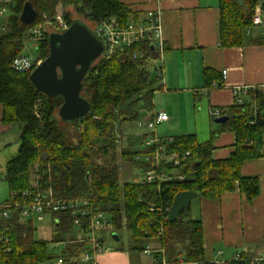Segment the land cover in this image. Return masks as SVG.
<instances>
[{
  "label": "trees",
  "instance_id": "1",
  "mask_svg": "<svg viewBox=\"0 0 264 264\" xmlns=\"http://www.w3.org/2000/svg\"><path fill=\"white\" fill-rule=\"evenodd\" d=\"M26 2L32 4L37 16L32 25L25 27L19 22V15ZM218 5L220 45L237 48L244 43V31L251 26L250 17L257 1L218 0ZM5 6L9 15L0 23L1 122L18 127L17 152L4 168V181L10 193L7 202L12 194L19 196L29 191L36 180L39 190L50 189L56 199L88 200L95 211L109 215L113 234L126 229L135 242L144 239L154 251L162 250L168 263L213 264L204 258L202 225L191 217V204L173 223L167 221L168 210L179 192H195L197 198L210 201L234 191L249 203L257 198L259 177L240 173L246 163L264 158L259 145L264 139V122L248 123L252 117L251 104H234L221 110L224 117H229L220 125L221 131L234 135V150L228 158L212 159L214 133L203 143H198L194 134L175 136L170 138L166 150L190 152L187 162L178 169L185 180L120 185L117 157L130 169L144 172L150 167L137 156L152 151L136 149L139 138L119 128L136 122L152 109V96L160 87L154 88L149 79L148 62L131 57L132 51L141 49L152 56L151 49L135 46L129 55L99 58L82 82L81 96L89 103L90 113L72 124L58 117L60 97L50 98L36 92L28 79L30 73L16 72L11 64L22 54L28 30L40 22L54 23L59 10L68 27L81 20L91 30L102 21L114 20L118 27L124 28L142 18L118 0H15ZM70 12L81 19L71 20ZM49 34L44 33L37 46L38 56L43 60L48 56ZM203 76L206 86L218 78L208 71ZM254 100L264 112V94L255 91ZM124 136L127 146L117 150ZM250 141L257 143L250 145ZM74 218L72 212L52 214L49 240L35 238L36 226L32 222L21 224L15 218L0 222V264L50 261L54 258L48 249L52 243H65L59 256L62 264H77L83 245L70 244L75 239ZM158 255L154 253L146 264H154Z\"/></svg>",
  "mask_w": 264,
  "mask_h": 264
},
{
  "label": "crops",
  "instance_id": "2",
  "mask_svg": "<svg viewBox=\"0 0 264 264\" xmlns=\"http://www.w3.org/2000/svg\"><path fill=\"white\" fill-rule=\"evenodd\" d=\"M118 1L140 18H144L148 11H158L161 15L165 53L163 84L158 83L160 89L157 92L165 95L167 104L165 109L159 111L153 107L148 114L149 119L153 114L164 113L168 117L166 122L160 123L164 124L170 120V115L175 120L170 125L173 130V127H179L178 109L192 108L197 104L198 107H207L209 115L212 109L225 111L234 105L235 91L240 96L242 90H249L243 97V102L249 104H253V88L264 94L263 31L250 26L244 31L245 39L241 46L221 47L218 0ZM256 1V6L263 4ZM204 71L218 76L217 80L210 81V86L205 85ZM15 131L12 126L1 122L0 107V152L8 145L9 135ZM194 135L198 143H203L210 139L211 133L201 141L196 133ZM175 136L180 135L160 139ZM233 144L234 135L231 132L215 134L212 159L228 158L234 150ZM240 173L245 177H259L260 192L252 203L243 200L238 191L223 194L216 201L202 197L198 201L197 217L194 219L201 221L204 258L213 264H227L236 253L243 258L264 253V158L246 163ZM112 235V232L101 234L103 245L109 250L98 258V263L127 264L129 252L123 253L106 244V239L119 241L118 234H115V238ZM237 246L244 249L238 251Z\"/></svg>",
  "mask_w": 264,
  "mask_h": 264
},
{
  "label": "built area",
  "instance_id": "3",
  "mask_svg": "<svg viewBox=\"0 0 264 264\" xmlns=\"http://www.w3.org/2000/svg\"><path fill=\"white\" fill-rule=\"evenodd\" d=\"M13 1L15 0H0V23L3 22L8 12L5 5ZM262 3V5H258L254 8L250 18L251 27L260 28L261 31H263L262 37L264 38V0H262ZM53 26V31L57 33H62L68 28L61 15L55 17ZM92 31L101 38L104 44V51L100 58L109 59L118 55H129L131 49L135 46H148L151 49L152 56H147L146 50L141 49L139 51H132L131 57L133 60L145 59L148 62L147 64H153L156 78L159 80V85L161 83L163 84L165 42L162 35L160 12L148 11L141 21L138 23L131 22L124 28L118 27L114 20L102 21L94 25ZM44 33L45 31L42 30L39 25H33L28 30V39L34 41L37 48L38 43L44 38ZM41 62L39 56L37 59L32 60L21 54L13 60L11 68L19 73H31ZM224 74L225 71L222 73L223 78L225 76ZM248 91L247 89L242 90V96H239L238 91L234 92L235 98L233 103L235 106L245 103V101L243 102V97L249 93ZM255 91H257V88L252 89V117L248 122L250 125H254L257 121L264 122V112L260 110L262 106H259L254 100ZM209 115L210 118L214 119L223 117L222 111L217 108L212 109ZM167 120L168 117L166 114L157 113L153 114L144 125L147 133L143 134V150L152 152L144 154L142 157L137 156L138 160H143L144 163L150 166L149 169L143 172L142 178L137 182L160 184L162 182L174 180L182 181L186 178L184 175L178 173V169L187 162L190 152L167 151L166 146L171 143V139H160L154 133L155 127ZM139 126L142 125L139 123ZM256 143L257 141L249 142L250 145H255ZM259 145L261 146V151L264 152V139ZM11 197L12 199L10 202L0 206V222L15 218L17 222L21 224L32 222L36 226L37 223L44 221L46 217H48L51 222V215L54 213L72 212L74 214L75 218L72 226L75 232V239L72 240L70 244L83 245V249L76 259L77 264H97L98 258L109 249L103 245L101 234L111 232L110 217L104 212L95 211L88 200L56 199L53 197L50 189L39 190L36 180L32 181L29 191H24L19 194V196H17V194H12ZM64 247L65 243L50 244L48 249L51 256L54 258L42 264H62V258L59 256ZM154 253L159 254L154 264H173L164 260L165 257L162 250L154 251L148 246L143 250V254L150 257ZM227 264H264V253L255 257L246 258L236 253L233 255L232 261Z\"/></svg>",
  "mask_w": 264,
  "mask_h": 264
},
{
  "label": "water",
  "instance_id": "4",
  "mask_svg": "<svg viewBox=\"0 0 264 264\" xmlns=\"http://www.w3.org/2000/svg\"><path fill=\"white\" fill-rule=\"evenodd\" d=\"M37 13L26 2L19 15V22L32 25ZM48 56L29 74L28 79L36 92L46 97L62 99L58 117L64 123L76 122L90 113V105L81 96L82 82L91 66L101 57L104 44L101 38L81 21H74L62 33L48 36ZM147 77H145V80ZM229 117L213 120L223 125ZM195 192H179L172 200L167 221H176L182 211H187ZM115 238V234L112 235Z\"/></svg>",
  "mask_w": 264,
  "mask_h": 264
},
{
  "label": "rangeland",
  "instance_id": "5",
  "mask_svg": "<svg viewBox=\"0 0 264 264\" xmlns=\"http://www.w3.org/2000/svg\"><path fill=\"white\" fill-rule=\"evenodd\" d=\"M258 1L260 3L262 2V0H258ZM60 14L61 12L59 10L58 15ZM8 15H9V12L6 13V16ZM70 18L71 20L81 19L77 15H75L74 12H70ZM36 25H39L42 28V30L45 31V33H53L54 26H53V23L51 22H42V23L40 22V23H37ZM22 55L27 56L28 58L32 60L37 59L38 52H37L36 44L34 41L28 38L24 40V47L22 50ZM40 59L41 61H43L42 58ZM146 68H147V72L149 75V79L153 81L154 83V88L157 87L159 80L156 78V72L154 71L153 64L149 63ZM166 104H167V101L163 93L157 92L156 94L152 96V108L154 107L156 111L165 109ZM203 108H205V110H203ZM206 108L207 107H198L196 104L192 108L190 107V108L178 109L179 127L177 126L173 127V130L170 128L172 121H175V120H172L173 118L169 115L170 120L167 123L159 124L155 127L154 129L155 135L159 138H165L170 135H180L181 136L185 134L196 133L198 140L201 141L203 138H205V136L206 138H208L210 133L212 134L214 133L216 135L218 133L220 134L222 132L221 127L213 122L214 118L209 117L210 115H208V109ZM148 114L149 112H145L142 118H139L136 122H132L130 124H123L119 128V131H123L124 133L127 132L128 135L130 134V136L139 138L137 144L135 145L136 149L138 150H143L144 141H143L142 136L143 134L147 133V130L145 129L144 125L149 119ZM139 123L142 126H139ZM13 130H16L15 131L16 135H15V132H12V134L9 135L8 145L0 152V206L6 203L10 198L8 185L4 181V173H5L4 164L7 160L11 159V157L15 155L17 147H18V142H17L18 127L13 126ZM10 137H13V139ZM126 138L127 137L124 136L117 150H119L122 147L127 146ZM117 164L119 166V177L118 178H119L120 185L126 182H137L140 178H142L143 172L126 167L124 164H122V161H120L119 157H117ZM200 199L201 198L198 197L191 201L192 203L191 208L193 211L191 217L193 218L197 217L195 215L197 214V209L199 205L198 201ZM49 222H50L49 218L46 217L44 221L36 224V231H35L36 239H42V240L50 239L51 224ZM117 234L119 236V241L116 242L113 240L106 239V244L113 246L115 249L122 250L123 253L129 252L131 259L130 258L128 259L127 264H146L147 262H149L148 260H150L151 257L143 254V252H141L140 250H136L135 247H138V249L145 248L146 246L152 247L151 243H149L148 241H145L144 239H141L135 242L133 238L131 237L130 233L124 228L121 231H119V233ZM235 248L238 251L244 249L240 246H237ZM97 264H99L98 261H97Z\"/></svg>",
  "mask_w": 264,
  "mask_h": 264
}]
</instances>
